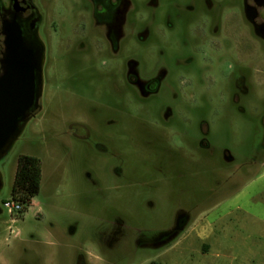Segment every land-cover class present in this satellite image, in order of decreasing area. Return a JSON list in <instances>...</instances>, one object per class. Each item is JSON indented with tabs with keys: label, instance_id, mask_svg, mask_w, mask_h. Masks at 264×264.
Returning a JSON list of instances; mask_svg holds the SVG:
<instances>
[{
	"label": "rangeland",
	"instance_id": "rangeland-1",
	"mask_svg": "<svg viewBox=\"0 0 264 264\" xmlns=\"http://www.w3.org/2000/svg\"><path fill=\"white\" fill-rule=\"evenodd\" d=\"M31 2L42 109L0 161V264H197L173 248L194 224L233 245L227 264H264V41L248 40L244 0H130L117 46L92 0ZM21 156L41 185L13 222Z\"/></svg>",
	"mask_w": 264,
	"mask_h": 264
},
{
	"label": "water",
	"instance_id": "water-1",
	"mask_svg": "<svg viewBox=\"0 0 264 264\" xmlns=\"http://www.w3.org/2000/svg\"><path fill=\"white\" fill-rule=\"evenodd\" d=\"M6 54L0 74V161L28 122L41 111L45 46L38 34L27 38L18 25L6 31ZM3 188L0 174V192ZM0 209V214H1Z\"/></svg>",
	"mask_w": 264,
	"mask_h": 264
},
{
	"label": "flooded vegetation",
	"instance_id": "flooded-vegetation-1",
	"mask_svg": "<svg viewBox=\"0 0 264 264\" xmlns=\"http://www.w3.org/2000/svg\"><path fill=\"white\" fill-rule=\"evenodd\" d=\"M96 15L105 13L108 18L104 20L108 27V37L112 44L117 46L123 37L122 26L126 22L127 15L131 11L130 0H92ZM243 16L246 24L250 28L248 40L259 44L264 41V0H244ZM41 17L33 6L31 0H0V74L3 69L1 61L6 54V31L12 25H18L27 38H32L40 33ZM40 38V36H39ZM243 75L238 81V87L244 94H250L255 89V69L246 63H242ZM130 82L139 88L142 96L153 94L157 90L158 80L151 79L142 82L133 72H129ZM78 264H90L83 258Z\"/></svg>",
	"mask_w": 264,
	"mask_h": 264
},
{
	"label": "crops",
	"instance_id": "crops-1",
	"mask_svg": "<svg viewBox=\"0 0 264 264\" xmlns=\"http://www.w3.org/2000/svg\"><path fill=\"white\" fill-rule=\"evenodd\" d=\"M262 177H264V171L260 178ZM179 245H186L179 251H191L193 257L198 260L197 264H227L229 259H232V262L239 260L237 255L227 252L234 251L233 245L212 240L204 225L194 224L191 226L190 232L180 239L173 248Z\"/></svg>",
	"mask_w": 264,
	"mask_h": 264
},
{
	"label": "trees",
	"instance_id": "trees-1",
	"mask_svg": "<svg viewBox=\"0 0 264 264\" xmlns=\"http://www.w3.org/2000/svg\"><path fill=\"white\" fill-rule=\"evenodd\" d=\"M41 185L40 160L31 156H21L18 160L13 195L23 201L32 202Z\"/></svg>",
	"mask_w": 264,
	"mask_h": 264
},
{
	"label": "built area",
	"instance_id": "built-area-1",
	"mask_svg": "<svg viewBox=\"0 0 264 264\" xmlns=\"http://www.w3.org/2000/svg\"><path fill=\"white\" fill-rule=\"evenodd\" d=\"M32 202L23 201L19 197H13L10 200H7L3 204V208L8 212V214L12 217V221L15 222V218L17 215L26 211V208L30 206Z\"/></svg>",
	"mask_w": 264,
	"mask_h": 264
}]
</instances>
